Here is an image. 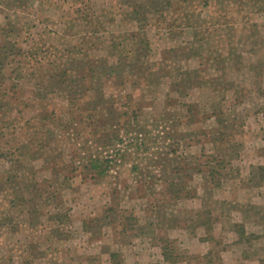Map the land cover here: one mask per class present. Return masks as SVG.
<instances>
[{"label": "rangeland", "instance_id": "rangeland-1", "mask_svg": "<svg viewBox=\"0 0 264 264\" xmlns=\"http://www.w3.org/2000/svg\"><path fill=\"white\" fill-rule=\"evenodd\" d=\"M72 1L0 0V264H264V0Z\"/></svg>", "mask_w": 264, "mask_h": 264}, {"label": "trees", "instance_id": "trees-1", "mask_svg": "<svg viewBox=\"0 0 264 264\" xmlns=\"http://www.w3.org/2000/svg\"><path fill=\"white\" fill-rule=\"evenodd\" d=\"M90 1L91 0H78V2H79V4L80 5H82V7L81 8H83L84 7V10L86 11L85 12V15L86 14H90V16H91V12L90 13H88L89 11H91L90 10V5H88L87 3H89V4H91L90 3ZM72 2H76V0H73ZM167 2V1H166ZM135 9L137 8V6H135L134 7ZM82 12V11H81ZM61 18H66L67 19V17L66 16H64L63 17V15H61L60 16ZM69 18V17H68ZM130 19H134L135 21H145V17H142V18H139V16L138 15H136V16H134V17H131ZM129 19V20H130ZM119 20H121V19H119ZM90 21V17H88L87 18V22H89ZM114 21H115V19H114V17H112V18H110L108 21H104V23L106 22L107 24L108 23H110V25H112L113 23H114ZM102 30H104V32H106L107 34H109L110 35V31L108 30V29H102ZM88 32H91V34L92 33H94L95 31H90V30H88L87 31V33ZM125 36V35H124ZM124 36H122V38L124 37ZM130 37H132V35L130 34L129 35ZM119 38H121V37H119ZM114 39L111 37V35L108 37V36H104L103 37V42H105V43H111L112 45L114 44V41H113ZM120 43H122V41H119ZM46 53V52H45ZM51 52H49L48 53V55L50 54ZM88 53V52H87ZM82 65H83V63H81V64H79L78 65V68L80 67H82ZM36 71V66H33L32 67V70H26L25 69V71L23 72V73H26V74H28L29 76H31V74H33L34 72ZM21 72V70H19V68H18V74L17 75H19V73ZM16 75V76H17ZM115 151H125V149H115ZM113 152H114V150H113ZM116 153H119V152H116ZM116 153L114 152V154L111 152L110 153V155H108V156H106L105 158H103V157H101L100 159H99V157L98 158H95V159H90V165H91V168H93L94 170H95V173L97 174V175H99V176H102L103 174H105V172L107 171V169L109 168V161H111V160H113V158L116 156ZM162 255H163V258H164V260L165 261H169V262H173L172 261V259L170 258V257H168V255H166V253H162ZM260 262H262V261H260Z\"/></svg>", "mask_w": 264, "mask_h": 264}]
</instances>
